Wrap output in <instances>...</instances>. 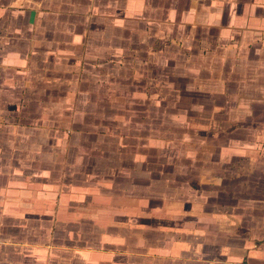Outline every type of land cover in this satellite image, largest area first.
Wrapping results in <instances>:
<instances>
[{
	"label": "crops",
	"instance_id": "crops-1",
	"mask_svg": "<svg viewBox=\"0 0 264 264\" xmlns=\"http://www.w3.org/2000/svg\"><path fill=\"white\" fill-rule=\"evenodd\" d=\"M155 52L264 121V0H0V264H264V194L219 206L147 160L165 132L105 113L155 104L132 67Z\"/></svg>",
	"mask_w": 264,
	"mask_h": 264
},
{
	"label": "rangeland",
	"instance_id": "rangeland-1",
	"mask_svg": "<svg viewBox=\"0 0 264 264\" xmlns=\"http://www.w3.org/2000/svg\"><path fill=\"white\" fill-rule=\"evenodd\" d=\"M156 43L153 47L159 49L160 43ZM252 46L257 47V44ZM180 60L174 56L165 62V54L160 52L137 57L132 63V67L135 66L139 70L137 79L140 82H148L147 85L150 82L157 83L147 86L149 88L144 91L145 95L150 93L155 104L144 101V104L133 105L126 99L122 101L121 106H106L105 113L112 115L113 110L117 112L118 107L121 123L124 125L140 120L141 125L137 128L150 132L153 137L165 132L163 139L150 137L149 146L144 149L150 158L147 160L154 161V166L158 169L165 162L167 174L173 173L177 178H189L191 183L198 182L200 187L193 186L202 188L208 196L217 197L219 206H226L228 191L236 198L240 197L241 191L244 194L248 191L254 196V204H258L255 196L264 194V130L259 133L261 136L253 137L248 129L244 130L243 127L256 126L262 129L264 121L254 124L247 119L232 120L231 118L242 116V107L215 103H223L225 98L229 103H242V97L246 95L245 89L237 85L236 88L227 86L221 93L203 91V94L198 95L197 89L191 88L192 75L180 72L183 67ZM132 61L123 59L127 64ZM198 61L206 63L201 58ZM209 77L210 72L203 68L197 78L204 80ZM125 94L129 95L128 90ZM253 110L254 118H263L264 106L254 107ZM230 144L241 147L234 151L224 150ZM226 161L230 162L234 169H228ZM171 165L176 166L172 169ZM189 167L192 170L186 169ZM194 171H197V176ZM160 172L164 171L161 169ZM232 178L234 181H231ZM236 178L238 182L235 181ZM238 218L240 220L236 219L234 222H244L246 219L242 214H239ZM251 218L257 221V213L252 214ZM261 221L264 222V218Z\"/></svg>",
	"mask_w": 264,
	"mask_h": 264
}]
</instances>
